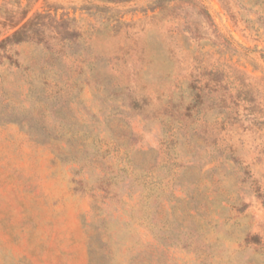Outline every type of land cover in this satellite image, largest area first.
Segmentation results:
<instances>
[{
  "label": "rangeland",
  "instance_id": "obj_1",
  "mask_svg": "<svg viewBox=\"0 0 264 264\" xmlns=\"http://www.w3.org/2000/svg\"><path fill=\"white\" fill-rule=\"evenodd\" d=\"M29 19L0 264H264V0H0V42Z\"/></svg>",
  "mask_w": 264,
  "mask_h": 264
},
{
  "label": "trees",
  "instance_id": "obj_2",
  "mask_svg": "<svg viewBox=\"0 0 264 264\" xmlns=\"http://www.w3.org/2000/svg\"><path fill=\"white\" fill-rule=\"evenodd\" d=\"M57 24L65 21H55ZM33 19L27 20L22 26L17 28L12 34L8 35L0 42V46L7 43H19L21 41H27L32 39L36 35V30L32 27ZM69 31V30H68Z\"/></svg>",
  "mask_w": 264,
  "mask_h": 264
}]
</instances>
